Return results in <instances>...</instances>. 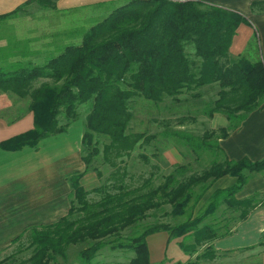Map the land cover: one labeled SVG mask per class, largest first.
<instances>
[{
	"label": "trees",
	"instance_id": "1",
	"mask_svg": "<svg viewBox=\"0 0 264 264\" xmlns=\"http://www.w3.org/2000/svg\"><path fill=\"white\" fill-rule=\"evenodd\" d=\"M55 1L28 0L22 6L36 3L55 10ZM256 5L261 4L253 3L252 8ZM22 6L0 16V21ZM242 23L245 20L240 14L198 0H127L83 31L79 44L53 41L44 52L28 51L27 47L26 51L0 59V92L29 97L28 111L33 113V129L0 143L2 150L33 148L46 137L66 132L68 123L79 115L77 108L88 104L82 135L86 171L91 158L99 154L97 137L108 140L102 147V158L117 169L116 160L127 157L139 142L153 139L144 134H126L132 119L130 104L135 97L155 104L164 98L177 102L183 93L211 85L219 91L208 115H224L227 122L217 134L205 132L200 139L188 133H170L197 159L203 152L212 156L208 169L199 175L183 179L189 168L176 165L161 184L146 192H140V188L128 190L122 183L113 186L115 193L96 188L93 191L101 193L102 198L93 204L87 202L88 192L80 185L84 174L71 177L72 199L67 216L53 225L26 232L34 249L24 264H55L56 256L66 259L67 247L85 242H89L88 246L77 254L80 264H98L94 259L107 245L112 250L132 253L128 264H150L146 238L159 232H165L168 241L181 239L179 246L189 257L196 247L206 246L202 256L212 259L210 244L230 235L231 230L219 234L217 224H203L204 220L220 205L238 212L236 223L264 206V195L235 198L252 174L264 175V158L231 161L218 144L264 99L262 61L229 56L232 38ZM35 83H39L38 87L28 93ZM61 114L65 123L59 125ZM116 174L111 178L115 179ZM121 175L124 177V172ZM224 176L233 177L234 185L215 190L199 216H190L175 226L149 225L120 241V232L138 224L150 211L167 205L172 217L185 215ZM75 212L82 216L72 219ZM113 236L115 240H107ZM184 264L192 263L188 259Z\"/></svg>",
	"mask_w": 264,
	"mask_h": 264
},
{
	"label": "crops",
	"instance_id": "2",
	"mask_svg": "<svg viewBox=\"0 0 264 264\" xmlns=\"http://www.w3.org/2000/svg\"><path fill=\"white\" fill-rule=\"evenodd\" d=\"M28 0H0V16L13 12ZM127 0H56L55 10L68 13L94 7H112ZM207 5L219 7L240 14L245 23L239 25L229 48V56L260 59L264 65V0H198ZM253 3H260L252 8ZM263 3V4H262ZM80 42V38L78 39ZM53 41L43 47L50 46ZM79 44V43H77ZM31 50V48H28ZM20 101L11 93L0 95L1 100ZM3 97V98H2ZM13 102L1 107L0 143L33 129V113L24 111L17 117L12 115ZM69 122L66 132L51 135L31 147L16 151L0 149V254L14 240L32 228L40 229L57 223L67 216L72 189L69 179L84 174L80 185L84 188L87 176L82 161V135L85 115ZM9 115V116H8ZM217 115V114H216ZM220 128H225L226 120ZM61 125V123H59ZM225 157L231 161L243 158L258 161L264 158V99L262 104L249 113L240 126L230 132L225 139L218 141ZM179 164V163H178ZM235 179L224 176L216 180L208 192L209 196L219 189L233 186ZM264 195V175L252 174L246 185L235 198L247 199L253 195ZM264 206L255 208L244 221L235 224L230 235L217 239L210 244L214 251L207 264H264ZM181 239L168 241L165 232H159L146 238L150 264H184L188 259L179 246ZM109 255L111 258H106ZM120 253L102 252L94 259L98 264H128L120 261Z\"/></svg>",
	"mask_w": 264,
	"mask_h": 264
},
{
	"label": "rangeland",
	"instance_id": "3",
	"mask_svg": "<svg viewBox=\"0 0 264 264\" xmlns=\"http://www.w3.org/2000/svg\"><path fill=\"white\" fill-rule=\"evenodd\" d=\"M115 7L101 6L59 13L52 8H41L36 3L22 6L15 14L0 21V59L9 54L26 51L27 47L34 51H42L43 47L50 41L77 44L79 43L78 36L83 31L104 19ZM187 50L189 51V48ZM34 59L35 57L32 58L33 61ZM38 84L31 85L28 93L38 87ZM218 91L219 88L216 85L205 86L191 93H183L178 97L177 102L164 98L158 104L147 101L142 97H135L130 104L132 119L126 134H144L145 136H153V139L148 143L139 142L127 157L116 160L117 169H115L105 163L102 158V147L108 143V140L103 137L95 138L99 154L91 158L92 161L87 169L85 185H83L88 192L87 202L93 204L102 198V194L94 192V189L102 188L110 193H115L117 190L113 186L120 183L128 190L140 188V192H146L148 189H153L161 184L163 177L169 175L176 165H185L189 168L183 179L191 175H199L202 171L208 169L212 161V156L209 153L203 152L197 159L190 149L184 146L185 144L175 140L170 136V133H188L199 139L205 132H216L217 134L225 117L221 114L209 117L208 111L217 99ZM9 93L11 92H0V95ZM195 94L198 97H192ZM8 96L10 100H1L0 106L2 108L7 106V109L11 110L8 104L9 102L14 103L11 104L13 114L8 115L10 118L17 117V115L28 110L29 97L20 101H12L11 97L13 96ZM85 109L86 107L77 108V113L81 115L80 118L84 115L83 111L85 112ZM3 113H5L4 110L0 111L1 115ZM58 120L61 124L65 123L62 114L59 115ZM114 172L117 174L115 179H112L111 174ZM122 172H124V177L121 175ZM97 173H99V176ZM183 179L181 178L179 181ZM112 182H115V184ZM209 194L210 192L205 193L194 208L188 209L187 213L180 217H172L170 215L171 208L167 205L157 211H150L147 217L138 224L120 232V241L132 237L149 225L163 223L175 226L190 216L192 218L199 216L206 207L210 197ZM80 216L82 214L75 212L72 219ZM237 216L238 212L229 211L224 205H220L213 215L204 220L203 224H217L221 228L220 234L233 229ZM115 239L116 237L113 236L107 240L112 241ZM190 242L188 241V243ZM30 243V237L28 233H25L0 254V264H24L33 253L34 248ZM88 244L89 242H85L67 247L66 259L63 260L56 256L55 264H80L77 254ZM102 252H106V254L120 253L121 255L118 256L120 261L128 260L129 255H131L130 252L124 250H112L111 245L105 246L97 256ZM204 252H206V246L196 247L189 257L190 262L192 264H207L209 257L202 256ZM209 252L214 253L212 248ZM106 258L110 259L111 256L107 255Z\"/></svg>",
	"mask_w": 264,
	"mask_h": 264
}]
</instances>
